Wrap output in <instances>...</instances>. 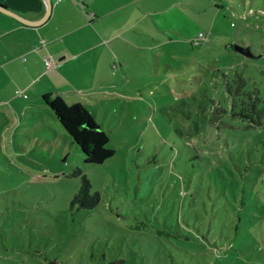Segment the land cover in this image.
Wrapping results in <instances>:
<instances>
[{"label":"rangeland","instance_id":"374dc122","mask_svg":"<svg viewBox=\"0 0 264 264\" xmlns=\"http://www.w3.org/2000/svg\"><path fill=\"white\" fill-rule=\"evenodd\" d=\"M214 1L128 65L137 96L88 108L115 149L104 162L50 108L0 118V264H264V110L234 114L222 73L246 62L264 109V0ZM84 175L91 208L73 203Z\"/></svg>","mask_w":264,"mask_h":264},{"label":"crops","instance_id":"0c3cea01","mask_svg":"<svg viewBox=\"0 0 264 264\" xmlns=\"http://www.w3.org/2000/svg\"><path fill=\"white\" fill-rule=\"evenodd\" d=\"M50 1V13L38 25L0 11V118L6 119L5 128L8 113L40 114L44 120L50 108L42 99L46 93L97 111L114 98L130 100L140 90L123 84L131 77L128 65L159 57L161 47L174 40L170 30L185 27L188 13L218 8L214 0ZM0 3L28 20H40L47 12L45 0Z\"/></svg>","mask_w":264,"mask_h":264},{"label":"trees","instance_id":"16d2710c","mask_svg":"<svg viewBox=\"0 0 264 264\" xmlns=\"http://www.w3.org/2000/svg\"><path fill=\"white\" fill-rule=\"evenodd\" d=\"M192 41L195 42V40ZM241 54L246 57L254 56V54L251 56ZM236 64L239 67L236 68V66L230 65V69L234 68L232 75H230L231 77H228L226 72L221 71L225 78V87L232 98L233 105L239 108V112H234V114L255 122L254 116H259L261 110H264L260 107L262 100L259 95V89L249 87L248 81L250 75L246 74V62L239 61ZM42 99L51 108L73 141L82 150L86 162L102 163L115 153V149L108 146L110 137L107 131L97 123L94 115L84 103H69L61 95L52 93L44 94ZM90 188V179L84 175L81 187L73 198V203L80 202L87 208L95 206L99 202L100 196L97 192L91 194ZM49 264L65 263L50 261ZM100 264H126V262L124 259L118 258Z\"/></svg>","mask_w":264,"mask_h":264},{"label":"water","instance_id":"95a60500","mask_svg":"<svg viewBox=\"0 0 264 264\" xmlns=\"http://www.w3.org/2000/svg\"><path fill=\"white\" fill-rule=\"evenodd\" d=\"M45 2L47 3V12H46L45 16L43 18H41L40 20H28L27 18L21 16L20 14L16 13L15 11L11 10L10 8H8L6 5H4L2 3H0V11L6 12V13L14 16L18 20H20L26 24L38 25V24L42 23L44 20H46V18L48 17V15L50 13V10H51V6H52L51 1L45 0ZM235 49L238 50L239 52L247 55V56L252 55V52L248 46L243 47L241 45H235Z\"/></svg>","mask_w":264,"mask_h":264},{"label":"built area","instance_id":"2783aa9c","mask_svg":"<svg viewBox=\"0 0 264 264\" xmlns=\"http://www.w3.org/2000/svg\"><path fill=\"white\" fill-rule=\"evenodd\" d=\"M46 64H47L48 66L51 65V61H50L49 58L46 60ZM17 92H18V93H21L20 90H18ZM23 95H25V94H23Z\"/></svg>","mask_w":264,"mask_h":264}]
</instances>
